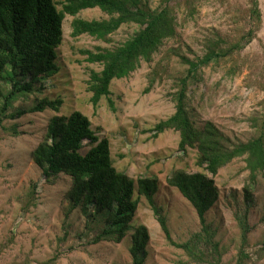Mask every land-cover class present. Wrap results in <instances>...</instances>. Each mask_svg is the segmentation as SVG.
Wrapping results in <instances>:
<instances>
[{"label": "trees", "instance_id": "obj_1", "mask_svg": "<svg viewBox=\"0 0 264 264\" xmlns=\"http://www.w3.org/2000/svg\"><path fill=\"white\" fill-rule=\"evenodd\" d=\"M203 0H158L153 8L149 0H0V126L7 135L20 136L19 127L3 126L5 120L14 121L28 114H41L50 110L55 115L47 120L45 134L31 152V159L48 182L55 183L63 175L72 180L71 188L64 194L62 205L69 212L79 211L86 219L82 238L95 234L88 246L103 242L122 244L130 238L129 253L133 264H145L149 256L151 236L144 225H136L141 200L153 208L158 222L171 246L183 250L189 260L198 264L211 258L221 264L219 245L214 242L217 230L208 223L207 215L220 200L216 178L236 162L244 164L242 199L254 205L259 179L264 178V100L261 109L249 117L250 136L241 141L228 136L212 121L200 126L193 120L197 115L189 111V98L194 87L203 82V70L214 67L234 78L246 66L242 58L245 49L253 44L262 29L263 14L256 0L249 7L236 6L229 21V32L216 28L207 30L199 43L198 55L187 48L174 53L186 67L183 75L175 79L173 96L175 112L152 130L154 139L166 132L179 135L178 151L198 153L196 166L201 172L177 169L167 183L175 188L197 212L202 234L195 240L178 244L172 239L163 208L155 198L160 184L154 178H141L137 182L120 171L113 158L111 142L100 137L93 121L81 111L69 116L59 115L64 102L44 99L32 108L8 115L13 98L24 92L33 93L40 85L60 72L59 52L64 42V23L71 17V38L79 41L88 36L108 47L94 46L80 49L84 59L81 65L97 66L90 69L87 82L90 103L98 111L106 99L115 111L112 86L115 81L131 78L143 66H152L155 57L168 43L178 39L179 29L193 22L199 15ZM99 9L107 18L84 20L81 14ZM123 26L138 29L123 43L115 44L113 37ZM184 47V46H183ZM156 63L148 77L146 93L156 83L170 77V72ZM264 90V89H263ZM34 185L21 202L28 213L36 207L38 195ZM249 209L241 219V248L237 264H250L248 235ZM239 217V216H238ZM98 226V228L95 227ZM264 256V243L259 250ZM58 257L44 264H55Z\"/></svg>", "mask_w": 264, "mask_h": 264}, {"label": "rangeland", "instance_id": "obj_2", "mask_svg": "<svg viewBox=\"0 0 264 264\" xmlns=\"http://www.w3.org/2000/svg\"><path fill=\"white\" fill-rule=\"evenodd\" d=\"M153 8L158 0H149ZM263 14V25L258 38L242 53L246 66L234 78L214 67L203 70V82L194 87L189 98V111L198 126L212 121L228 136L246 141L250 136L248 118L261 109L264 100V0H256ZM251 0H203L198 17L179 29L178 39L167 44L155 57L152 66L143 64L131 78L115 81L111 111L106 99L98 111L90 103L88 71H99L97 66L81 65L84 60L80 49L94 46L108 47L88 36L79 41L71 38L72 18L64 23V42L59 52L60 72L44 81L33 93L17 94L8 115L26 111L44 99H61L64 104L59 115L69 116L81 111L93 121L94 130L101 138L111 142L117 168L135 182L141 178L159 181L160 192L155 201L164 210L172 239L183 244L202 234V226L195 209L167 180L177 169L201 172L196 166L198 153L178 151L179 135L166 132L154 139V127L170 118L175 112L173 96L177 91L175 78L185 73L186 67L174 53L191 48L198 55L199 43L211 28L229 32V19L235 12L232 7H249ZM84 20L107 18L99 9L81 14ZM138 28L123 26L113 37L115 44L126 41ZM184 46V47H183ZM191 54V53H188ZM170 72V77L156 83L146 93L148 77L157 62ZM152 67V68H151ZM55 115L50 110L41 114H28L14 121L5 120L3 126H17L20 136L7 135L0 126V264H44L55 256V264H133L129 253L130 238L122 244L103 242L88 246L95 234L84 236L86 219L79 211L69 212L62 205L64 194L71 188L72 180L63 175L55 183L48 182L31 159V152L45 134L48 119ZM244 164L236 162L216 178L220 191L217 206L207 215L208 223L217 230L214 242L219 245L221 264H237L241 248V219L249 209L248 235L250 264H264L259 250L264 243V178L260 177L254 205L242 199ZM36 186V207L28 213L21 202ZM136 225H144L151 236L149 256L145 264H196L183 250L170 245L151 205L141 200ZM239 216V217H238ZM98 228L97 225H95ZM208 263L217 261L209 258ZM198 264V263H197Z\"/></svg>", "mask_w": 264, "mask_h": 264}]
</instances>
